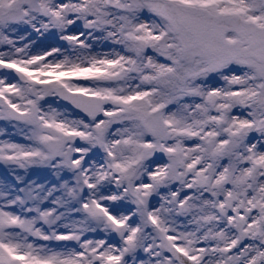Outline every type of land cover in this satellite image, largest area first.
Wrapping results in <instances>:
<instances>
[{
	"label": "snow or ice",
	"instance_id": "obj_1",
	"mask_svg": "<svg viewBox=\"0 0 264 264\" xmlns=\"http://www.w3.org/2000/svg\"><path fill=\"white\" fill-rule=\"evenodd\" d=\"M0 45V264H264V0H0Z\"/></svg>",
	"mask_w": 264,
	"mask_h": 264
},
{
	"label": "rangeland",
	"instance_id": "obj_2",
	"mask_svg": "<svg viewBox=\"0 0 264 264\" xmlns=\"http://www.w3.org/2000/svg\"><path fill=\"white\" fill-rule=\"evenodd\" d=\"M80 28H81V30H83L82 23L80 24ZM30 29H32V28L28 25H21V26H19V28L16 32L12 33V38L17 40L18 46H21V42H19L20 36H25L26 37L25 40H27V43H29V41L32 42V40L34 39L35 36L30 34V31H29ZM97 35H100V34L97 33ZM39 36H42V37L46 38L47 40H49L50 43L48 45V48H50L51 46H53V47L60 46L62 49H66V50H68V48H69L66 41H62L59 39V35L56 33V30H54V29H50L49 31L44 32L43 35L39 34ZM91 43L93 44V48H92L93 54L101 53V52H109V51H112V49H113V45L111 44L110 41H103V40H101L99 42L91 41ZM6 47L7 46L0 45V51L6 50ZM116 47H117V50H119V46H116ZM44 50H50V49L40 48L34 54L42 52ZM4 75H8L9 81H10L11 77L15 76V73H12L10 70H6V71L0 73V77H2ZM217 82L222 83L219 81H217ZM209 83H213V82L210 81ZM46 100L48 101V103H51L53 107L60 108L61 110H63V105L67 103L64 101H60L55 97H47ZM2 140H11L13 142L22 143V144L29 143V141H27L20 134L18 129L14 128L11 123H9L8 121H4V120H0V141H2ZM189 143H191V142H189ZM93 158H98V157H94V156L90 155L88 159L91 160ZM166 162H167L166 157L161 156V158H159L155 163H166ZM153 167H154V164H153ZM15 174H19V175L24 176L26 178V180H35L37 183L46 184L49 187H51L52 184H59V182H61L54 175V170L47 167V166H32L27 170L16 169ZM60 175L63 179L69 180L70 182H74L71 173L68 172L67 170H65L64 172H61ZM13 178H14V173H13L12 169L9 168V166L5 165L3 162H0V181H3V180L12 181ZM145 182H147L146 179H145ZM170 187H171V190H175V188L179 187V184L174 183ZM108 189L110 191H115V185L113 184V185L108 186ZM167 190L168 189H161V195L167 194ZM85 194H87V193L85 192ZM56 195H60V193L58 192V193H56ZM158 202H159V197L154 195L152 197L151 203L154 205L157 204L159 206ZM45 206H50V202H45ZM12 210H17V209L13 208ZM74 218H79V217H74ZM177 223L178 224H185L186 219L181 217L177 220ZM179 230L183 231L184 228L181 227ZM189 230H191V226H189ZM95 234H96V237H94ZM102 236H104V233L102 231L85 233V238H88V239H101ZM118 240H119V237H116L113 235L112 239L109 242H117ZM63 243L64 242L53 241L50 243V246H57V245L63 244ZM68 246L74 247V246H76V244H75V242H68ZM199 246H204V245H199ZM139 255L142 258H145V259L147 258L146 254H144L142 252Z\"/></svg>",
	"mask_w": 264,
	"mask_h": 264
},
{
	"label": "bare ground",
	"instance_id": "obj_3",
	"mask_svg": "<svg viewBox=\"0 0 264 264\" xmlns=\"http://www.w3.org/2000/svg\"><path fill=\"white\" fill-rule=\"evenodd\" d=\"M29 31H30L31 35L35 36L34 39L32 40V44H31V48H30V51L33 54L40 48L50 49L51 47H53V46H51L50 48H48V45L50 43L49 40H47L46 38H44L42 36H39V34L37 32H35L33 29H30ZM19 42H21V46H22L24 43H27V40H23V41L19 40ZM57 47H60V46H57ZM68 51L70 52L69 48H68ZM12 78L13 77H11V80L9 82H12ZM161 156H163V155L160 153H157L155 155V157H153V161L156 162L159 158H161ZM151 200H152V198H151ZM156 206H158V205L156 204ZM94 237H96V234L94 235ZM102 238H105V236H102ZM118 241H117V243H118Z\"/></svg>",
	"mask_w": 264,
	"mask_h": 264
},
{
	"label": "water",
	"instance_id": "obj_4",
	"mask_svg": "<svg viewBox=\"0 0 264 264\" xmlns=\"http://www.w3.org/2000/svg\"><path fill=\"white\" fill-rule=\"evenodd\" d=\"M4 71H6V70L0 69V73H1V72H4Z\"/></svg>",
	"mask_w": 264,
	"mask_h": 264
}]
</instances>
